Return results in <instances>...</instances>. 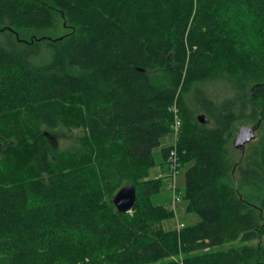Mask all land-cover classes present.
<instances>
[{"label":"trees","instance_id":"obj_1","mask_svg":"<svg viewBox=\"0 0 264 264\" xmlns=\"http://www.w3.org/2000/svg\"><path fill=\"white\" fill-rule=\"evenodd\" d=\"M53 9L69 34L21 39ZM175 104L178 189L198 221L166 229L176 210L150 170L174 148ZM73 107L85 136L56 152L47 131ZM15 115L24 131L3 157L32 177L0 184V264H264L248 244L264 235V0H0V137ZM242 121L260 135L238 149ZM126 185L137 199L120 213Z\"/></svg>","mask_w":264,"mask_h":264},{"label":"rangeland","instance_id":"obj_2","mask_svg":"<svg viewBox=\"0 0 264 264\" xmlns=\"http://www.w3.org/2000/svg\"><path fill=\"white\" fill-rule=\"evenodd\" d=\"M53 15H54V24L51 28H46L44 30H37V29L18 30L17 32L20 34L21 39L26 42H30L33 39H39V38L56 40L69 34L72 31V28L68 23L65 14H63V12H61L58 9H53ZM207 89H210L209 90L210 93L216 94L219 97H225L227 94L224 85H222L221 83L208 87ZM25 118L26 117H23L22 115L12 116L8 123L7 130L9 131H7V134H5L4 136L0 137V184L15 182L18 179V176L20 175H22L23 177L25 176L32 177L31 170L29 167V160H27V162L21 161L19 163L18 158H14L13 161L15 160V162L12 163V160H6L3 157L7 145L6 142H9V144L11 145H15L17 142V138L21 137L24 129L18 124L24 121ZM242 126L252 127L253 125L243 121L237 122L231 132V136L234 144L236 141V137L239 133V129ZM47 133L49 135L52 146L54 147L56 152L66 153L76 148L79 142V138L81 137L83 138L85 136L84 127L79 122L78 108L77 107L71 108V112L69 113V115L67 114L61 126L57 130H52V131L50 130L47 131ZM255 133H256V139H258L260 135V131L256 129ZM170 142H171L170 137H166L163 140L164 145H168L170 144ZM155 157L157 164L153 166L150 170L151 178H158L160 174L169 172L167 165L164 166L160 165V160H161L160 149H158L155 152ZM6 162L9 164L8 165L5 164ZM17 169H18V173L19 171H21L20 174L17 173ZM16 174H17V178H16ZM182 178L183 175L181 174L179 176V183L181 184V186L183 184ZM197 221H198V217L196 215L188 214L186 212V201L182 199L177 205L175 218L164 221L162 225L166 229H178L180 223H184L185 225H190L196 223ZM242 244L243 243L241 241L226 243L223 246L215 248L214 250L217 251V250L229 249L231 247H239ZM248 244H253L254 246L257 247L264 245V235L260 236L257 241L250 242ZM257 263L261 264L262 263L261 259L258 258Z\"/></svg>","mask_w":264,"mask_h":264},{"label":"built area","instance_id":"obj_3","mask_svg":"<svg viewBox=\"0 0 264 264\" xmlns=\"http://www.w3.org/2000/svg\"><path fill=\"white\" fill-rule=\"evenodd\" d=\"M172 110L174 113V122L171 125V134H172V145L174 148L171 150L166 164L168 166L169 172L160 174L158 178L165 180L166 189L168 190L171 198V206L174 210H176L178 203L183 198L181 191H179L178 189L179 187L178 181H179V176L181 175L180 168L182 163L177 148L178 138L181 133L182 120L180 118V110L178 109L176 104L174 105ZM179 226L183 227L184 225L180 224Z\"/></svg>","mask_w":264,"mask_h":264},{"label":"water","instance_id":"obj_4","mask_svg":"<svg viewBox=\"0 0 264 264\" xmlns=\"http://www.w3.org/2000/svg\"><path fill=\"white\" fill-rule=\"evenodd\" d=\"M202 123L207 122L205 116H199ZM256 130L250 126H242L236 137L235 147L243 148L256 139ZM137 199L136 188L134 185L124 186L114 197L113 203L120 213H128L134 209Z\"/></svg>","mask_w":264,"mask_h":264}]
</instances>
